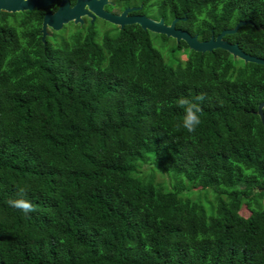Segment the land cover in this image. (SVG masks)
I'll list each match as a JSON object with an SVG mask.
<instances>
[{
  "label": "trees",
  "instance_id": "obj_1",
  "mask_svg": "<svg viewBox=\"0 0 264 264\" xmlns=\"http://www.w3.org/2000/svg\"><path fill=\"white\" fill-rule=\"evenodd\" d=\"M109 1L199 41L246 22L223 39L264 59V0ZM55 8L0 11V264H264V66L135 24L41 40ZM199 95L200 125L177 131L176 101Z\"/></svg>",
  "mask_w": 264,
  "mask_h": 264
},
{
  "label": "water",
  "instance_id": "obj_2",
  "mask_svg": "<svg viewBox=\"0 0 264 264\" xmlns=\"http://www.w3.org/2000/svg\"><path fill=\"white\" fill-rule=\"evenodd\" d=\"M55 1H58L56 9L42 16L39 29L41 40L47 35V29L58 31L67 23L81 25V18L86 16L89 18L90 23L96 18L116 26L118 29L135 24L143 31L164 35L173 39L175 43L182 41L187 49L194 52L203 53L210 52L213 49H221L230 54L232 58L239 59L244 63L264 66V59L246 54L236 44H231L223 39L224 35L232 34L238 26L244 25L246 22L243 21H238L231 29L221 30L216 36L210 34L207 40L199 41L195 35L176 29L174 26L177 21L176 18L172 19L169 24H165L161 18L155 21L141 14H131L138 11L140 5L125 7L118 14H115L104 9V6L110 3L109 0H75L73 5H70L69 0H0V11L7 13L29 11L34 8H45ZM181 20H184V18H181ZM262 108H264V102L257 105L255 113L264 130Z\"/></svg>",
  "mask_w": 264,
  "mask_h": 264
},
{
  "label": "clouds",
  "instance_id": "obj_3",
  "mask_svg": "<svg viewBox=\"0 0 264 264\" xmlns=\"http://www.w3.org/2000/svg\"><path fill=\"white\" fill-rule=\"evenodd\" d=\"M203 99V95H199L195 97L194 101L186 97H181L176 101V106L182 108L184 112L182 120L176 124L177 131L184 129L188 133L195 132L196 128L201 123L199 114L202 112V108L198 102H202ZM26 191L27 189L25 187L18 188V195L20 198L10 199L8 201L11 207L20 210L25 216L36 210L31 201L23 198Z\"/></svg>",
  "mask_w": 264,
  "mask_h": 264
},
{
  "label": "rangeland",
  "instance_id": "obj_4",
  "mask_svg": "<svg viewBox=\"0 0 264 264\" xmlns=\"http://www.w3.org/2000/svg\"><path fill=\"white\" fill-rule=\"evenodd\" d=\"M132 6V7H137L139 5H134V2L131 1L128 6ZM127 6V7H128ZM153 11H150V14L152 13ZM148 18H150L148 16ZM78 25V24H77ZM75 26H73V24L71 23H68V24H65L60 30L58 31H54V32H57L58 33V36H61V37H64V38H67V36L69 34H71L74 30H75ZM115 28H117L116 26H113L111 24H108L106 22H103L101 20L97 21L96 22V32H97V36H96V40L97 41H100V36L102 35V33L104 32H110V33H113L115 31ZM49 32L47 31V34ZM152 40H153V45L154 47H159L158 44H160V42H158L157 40L154 39V36H152ZM172 43V42H170ZM168 46V45H167ZM169 47V46H168ZM166 53V52H165ZM187 52L186 50H182L180 53H179V58L180 59H183L185 56H186ZM166 56V54H164ZM164 56V57H165ZM155 172L158 173V174H162L161 172L157 171V169H155ZM165 175H168L171 177V181H173V183H175V177H173L171 174H166V173H163ZM194 200L196 201H199L202 205H204L205 207H208V199H206V196L205 195H202V194H199V193H195L194 196H192ZM261 205L262 207L264 208V198L262 199L261 201ZM246 212L244 210L240 211V214H245Z\"/></svg>",
  "mask_w": 264,
  "mask_h": 264
},
{
  "label": "flooded vegetation",
  "instance_id": "obj_5",
  "mask_svg": "<svg viewBox=\"0 0 264 264\" xmlns=\"http://www.w3.org/2000/svg\"><path fill=\"white\" fill-rule=\"evenodd\" d=\"M74 1H75V0H74ZM52 4H56V7H57L58 1H55V2L52 3ZM109 4H110V3H109ZM70 5H73V4H70ZM105 6H106V5H105ZM105 6H104V9H105ZM128 7H132V6H128ZM55 9H56V8H55ZM105 10H106V9H105ZM120 11H121V10H120ZM120 11H119V12H120ZM52 12H53V11H52ZM119 12H116V13H115V12H112V13L118 14ZM46 13H47V12H46ZM131 14H137V13H131ZM81 20H82V24H84L85 22L90 23V22H89V18L86 17V16H83V17L81 18ZM96 20H99V19H96V18H95L93 21H96ZM93 21H92V22H93ZM92 22H91V23H92ZM67 24H68V23H67ZM71 24H72V23H71ZM63 26H64V25H63ZM63 26H62V27H63ZM62 27H61V28H62ZM47 31L50 33L51 30H50V29H47ZM49 33H48V34H49Z\"/></svg>",
  "mask_w": 264,
  "mask_h": 264
}]
</instances>
